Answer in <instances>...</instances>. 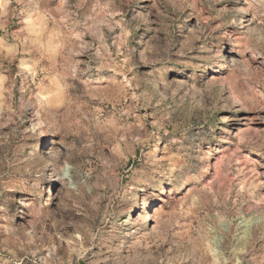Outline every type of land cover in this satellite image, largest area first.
Wrapping results in <instances>:
<instances>
[{
  "label": "rangeland",
  "instance_id": "rangeland-1",
  "mask_svg": "<svg viewBox=\"0 0 264 264\" xmlns=\"http://www.w3.org/2000/svg\"><path fill=\"white\" fill-rule=\"evenodd\" d=\"M0 264H264V0H0Z\"/></svg>",
  "mask_w": 264,
  "mask_h": 264
},
{
  "label": "clouds",
  "instance_id": "clouds-1",
  "mask_svg": "<svg viewBox=\"0 0 264 264\" xmlns=\"http://www.w3.org/2000/svg\"><path fill=\"white\" fill-rule=\"evenodd\" d=\"M5 7H7V5H5ZM255 31H256L255 29H250L249 33L245 37H243V42H244L246 47L254 48V47H256L257 44L260 43L259 41H256L254 43L253 40H252V34ZM78 63H79V61H75L73 64H68L67 62L65 63V69H66V71L68 72L69 75H72V76L75 75V73H76L75 65L78 64ZM64 94L67 97V90L66 89H64ZM66 104H70V100H66ZM158 106H159V102L157 103V107ZM162 119L163 120H167L168 119L167 115H165ZM154 127H155V125H154ZM66 167H70V166H66ZM65 175H67V172H65ZM220 222H223V217H221Z\"/></svg>",
  "mask_w": 264,
  "mask_h": 264
},
{
  "label": "bare ground",
  "instance_id": "bare-ground-1",
  "mask_svg": "<svg viewBox=\"0 0 264 264\" xmlns=\"http://www.w3.org/2000/svg\"><path fill=\"white\" fill-rule=\"evenodd\" d=\"M33 126H34V125H33ZM63 177H64V176H63ZM63 177H61L60 179L58 178L59 181H60V183H63V182H64V178H63ZM58 179H57V180H58ZM59 181H57V182L59 183ZM60 185H61V184H60ZM142 189H143V187L141 188V190H142ZM144 191H145V190H144ZM135 195H136V194H135ZM143 195H144V194H143ZM142 199H143V197H142ZM135 200H136V199H135ZM134 202H135V201H134ZM142 202H143V203H142L143 205H144V204L146 205V199H145V200L143 199ZM24 204H25V203H24ZM25 205H26V204H25ZM27 205H28V204H27ZM136 206H137V205H136ZM136 206H135V207H136ZM138 208H139V207H138ZM141 208H142V207H141ZM154 208H155V207H154ZM154 208H153V211H154V212H153V211H152V212H153L154 214H156V211L154 210ZM142 209H143V208H142ZM155 209H156V208H155ZM20 211H21V210H20ZM152 212H151V213H152ZM157 212H158V211H157ZM21 213H22V212H21ZM130 213H131V212H130ZM151 213H150V214H151ZM138 214H139V213H138ZM140 214H141V213H140ZM143 214H144V213H143ZM143 214H142V215H143ZM148 214H149V213H148ZM148 214H144V215H143L144 218L142 217V219L140 220V221H141L140 223L143 224V226H140V227L147 228V227L150 226L151 223H149V225L147 224V223H148V219H149V217H151V219H152V217H154V215H153V214H151V215L149 214V215H148ZM126 216H127V215H126ZM132 216H133V215H132ZM139 216H141V215H139ZM134 217H136V216L134 215ZM134 217H133V218H134ZM126 218H127V217H126ZM131 218H132V217H131ZM136 218H137V217H136ZM138 218H139V217H138ZM138 218H137V219H138ZM129 219H130V218H129ZM127 220H128V219H127ZM130 221H131V220H130ZM127 223H128V222H127ZM151 227H152V226H150V228H151ZM152 228H154V227H152ZM145 231H146V230H145ZM147 232H148V229H147Z\"/></svg>",
  "mask_w": 264,
  "mask_h": 264
}]
</instances>
